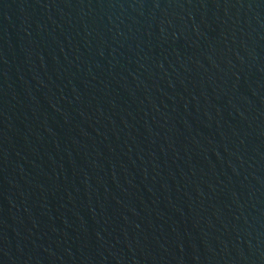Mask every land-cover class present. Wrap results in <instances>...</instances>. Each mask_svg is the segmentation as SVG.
I'll list each match as a JSON object with an SVG mask.
<instances>
[{
  "label": "water",
  "instance_id": "1",
  "mask_svg": "<svg viewBox=\"0 0 264 264\" xmlns=\"http://www.w3.org/2000/svg\"><path fill=\"white\" fill-rule=\"evenodd\" d=\"M0 264H264V0H0Z\"/></svg>",
  "mask_w": 264,
  "mask_h": 264
}]
</instances>
